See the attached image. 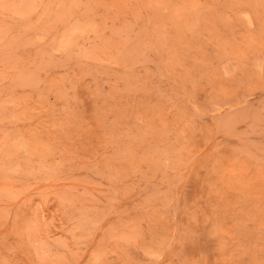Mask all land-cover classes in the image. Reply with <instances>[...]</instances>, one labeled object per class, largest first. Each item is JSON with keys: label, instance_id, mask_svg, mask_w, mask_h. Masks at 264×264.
Returning <instances> with one entry per match:
<instances>
[{"label": "rangeland", "instance_id": "obj_1", "mask_svg": "<svg viewBox=\"0 0 264 264\" xmlns=\"http://www.w3.org/2000/svg\"><path fill=\"white\" fill-rule=\"evenodd\" d=\"M0 264H264V0H0Z\"/></svg>", "mask_w": 264, "mask_h": 264}]
</instances>
